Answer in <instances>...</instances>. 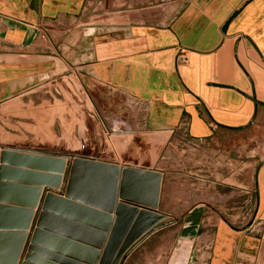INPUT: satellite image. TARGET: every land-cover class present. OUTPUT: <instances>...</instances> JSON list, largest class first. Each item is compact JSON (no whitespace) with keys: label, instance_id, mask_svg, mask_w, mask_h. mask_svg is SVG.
I'll list each match as a JSON object with an SVG mask.
<instances>
[{"label":"crops","instance_id":"crops-1","mask_svg":"<svg viewBox=\"0 0 264 264\" xmlns=\"http://www.w3.org/2000/svg\"><path fill=\"white\" fill-rule=\"evenodd\" d=\"M100 1L102 7L106 0ZM94 4V0H0V153L100 160L60 151L57 139L53 147L42 142L46 134L57 136L56 117L81 118L79 114L94 140L97 126L93 114L56 105L57 101L77 98L86 102L89 96L85 87L92 84L146 104L148 112L141 131L148 135L168 140L170 135L179 134L187 143L200 142L206 147L226 133H250L239 135L245 149L250 150L243 169L247 176L236 182L244 190L253 223L243 229L218 215L207 241V264H264V0H131L132 5L163 8L138 9L101 24L92 22ZM181 55L187 56L186 63L179 60ZM73 67L78 74L72 71L67 78H78L79 93L63 94L61 99L51 94L54 104H48L51 99L44 96L51 91L50 85ZM38 93L43 97L36 104L34 95ZM81 124L74 133L81 135ZM134 132L118 134L116 140L118 149H123L125 135L133 136L125 143L133 153L130 164L100 161L139 169L136 148L149 150L152 145L146 141L136 144ZM115 149L112 147L114 154ZM12 178L20 189L8 193L10 199L27 205L32 193L26 187H38L41 178L26 174ZM202 179L197 204L216 214L220 197L216 186L233 185L216 178L207 188L206 178ZM210 188L211 195L207 193ZM46 189L41 188L39 208ZM53 193L60 194V190ZM233 194L228 199L237 196ZM162 200L163 190L160 204ZM33 211L36 214L40 210ZM17 217L9 215L10 227H21L15 222ZM260 226L263 231L258 233L254 228ZM26 233L22 258L32 231Z\"/></svg>","mask_w":264,"mask_h":264},{"label":"rangeland","instance_id":"rangeland-1","mask_svg":"<svg viewBox=\"0 0 264 264\" xmlns=\"http://www.w3.org/2000/svg\"><path fill=\"white\" fill-rule=\"evenodd\" d=\"M100 2V0H94L95 4L91 12V16L94 18L92 22L100 24L111 17H116V20L120 19L138 9H154L155 6V11H158L163 8L155 4H138L136 6L130 4L131 0H106L102 7L99 6ZM100 8L102 9L97 10ZM72 71H77L78 74L75 67L68 68L64 77H58L57 81L54 80L56 81L55 85H50L51 91L47 96H44L48 100L51 99L48 104H54L53 98L50 97L51 94L57 99H61L63 94L77 95L79 93L78 78L75 76L74 79L72 77V80L67 78ZM85 88L89 96L86 98V102L84 99L79 101L77 98L70 99L69 102L59 103L57 101L56 105H61V109L72 107L93 114V121L97 126L94 127V140L90 138L89 132L85 131L87 130L84 126L86 120L79 114L81 118L56 117L57 136L46 134V138L42 142L53 147L54 139H57L55 143L60 145V151L82 153L100 160H114V162L130 164L133 161V153L132 149H127L125 143L127 145L129 139L132 141L133 136L125 135L123 149H118L116 140L118 134H135V130L136 144L146 141L152 145L149 150L136 148V163H139L140 168L149 167L151 170L162 173L163 200L159 210L166 215V220L163 223L168 225L153 234L150 239L135 250L127 258L125 264H207L210 252L207 241L213 232L218 215L235 222L236 226L240 228L245 229L246 225L247 228L251 227L253 218L251 221L248 220L251 215L246 208V196L242 193L244 190H241V186L236 182L247 176L243 169L246 168V163L249 161L245 159V156L250 150V147L245 149L244 143L240 142L243 138H239V135L246 137L250 133H246V135L245 133H226L221 136L222 138L218 137L206 147L192 146L179 134H172L168 140H165L163 137L148 135L147 132L141 131V114L137 113L136 108L125 97L122 98L118 93L107 91L94 84ZM42 97L43 95L40 93L34 95L35 103L39 104ZM80 122L82 123L81 127L84 126L80 132L81 135L79 132L77 134L73 132ZM70 127L72 129H69ZM77 131H80L79 127H77ZM31 140L33 141L30 138ZM115 146L117 152L114 154L112 147ZM238 152L241 153L242 158H238L240 155ZM145 153L148 154L144 155ZM215 166L218 167L217 171L214 170ZM213 173L217 174L213 176ZM203 177L206 178L207 188L216 178L221 182L233 185L216 186L215 193L220 195L219 202L215 204L216 214L207 210L202 204H197L198 190L202 191L200 186L202 187L204 183ZM207 190H209L207 193L213 194L211 188ZM233 192H236L237 196L228 199L231 194L234 195ZM217 198L218 196L215 199L217 200Z\"/></svg>","mask_w":264,"mask_h":264},{"label":"water","instance_id":"water-1","mask_svg":"<svg viewBox=\"0 0 264 264\" xmlns=\"http://www.w3.org/2000/svg\"><path fill=\"white\" fill-rule=\"evenodd\" d=\"M67 158L0 153V264H125L140 244L168 225L159 210L162 173ZM21 174L41 178L38 187H26L32 193L27 205L13 203L8 195L20 189L12 175ZM42 187L49 189L39 208ZM12 214L21 227L8 225ZM28 230L32 235L22 258Z\"/></svg>","mask_w":264,"mask_h":264},{"label":"built area","instance_id":"built-area-1","mask_svg":"<svg viewBox=\"0 0 264 264\" xmlns=\"http://www.w3.org/2000/svg\"><path fill=\"white\" fill-rule=\"evenodd\" d=\"M179 60L181 62H184L186 63L188 61V58L186 55H181ZM122 95V94H120ZM123 97H125L127 99V101H129L138 111L139 114H141V123L142 121H145V119H143V117H145L146 113L148 112V109H147V105L140 102V101H137V100H134V99H131L129 96H126V95H122ZM142 128L143 125H142ZM188 144L192 145V146H195V147H202L204 146L203 143H198V142H188ZM252 218L248 219L249 221H251ZM253 223V222H252ZM252 225V224H251ZM258 233L263 231V228L260 226V229L257 228L255 229Z\"/></svg>","mask_w":264,"mask_h":264},{"label":"flooded vegetation","instance_id":"flooded-vegetation-1","mask_svg":"<svg viewBox=\"0 0 264 264\" xmlns=\"http://www.w3.org/2000/svg\"><path fill=\"white\" fill-rule=\"evenodd\" d=\"M146 241H147V239H146L142 244H144ZM142 244H140V245L136 248V250H137ZM196 257H197V256H196Z\"/></svg>","mask_w":264,"mask_h":264}]
</instances>
